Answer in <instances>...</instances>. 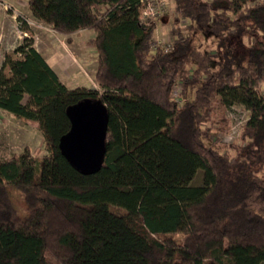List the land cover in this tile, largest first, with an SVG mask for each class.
Masks as SVG:
<instances>
[{
    "label": "trees",
    "instance_id": "obj_1",
    "mask_svg": "<svg viewBox=\"0 0 264 264\" xmlns=\"http://www.w3.org/2000/svg\"><path fill=\"white\" fill-rule=\"evenodd\" d=\"M26 7L58 35L94 33L100 92L62 85L21 23L0 65V110L36 122L45 155L0 160V264H264V0H173L177 19L214 39V56L176 27L169 52L151 51L139 0ZM94 100L107 113L105 154L83 175L58 143L66 109ZM215 105L248 113L232 157L202 140Z\"/></svg>",
    "mask_w": 264,
    "mask_h": 264
},
{
    "label": "rangeland",
    "instance_id": "obj_2",
    "mask_svg": "<svg viewBox=\"0 0 264 264\" xmlns=\"http://www.w3.org/2000/svg\"><path fill=\"white\" fill-rule=\"evenodd\" d=\"M151 12L153 16L150 17H153L152 22L154 23L152 45L158 43L162 49L168 46L172 40L171 31L176 27L179 28L183 37H189L198 50L214 56L216 52L214 39L201 33L192 32L189 29L190 24L186 20L177 19L173 13V0H161V5L152 0ZM21 23H25L30 29L32 47L39 55L41 54L53 62L52 57L58 54L55 67L63 72H73L74 66L70 64L71 61L74 65L84 67V73L79 74L85 80L82 82L83 86L100 92L93 81L96 53L92 47L86 44L89 39L94 37V33L82 30L70 36L57 35L30 17L26 0H0V65L4 55H9L25 37L19 31ZM248 44L249 40L246 38L239 43L235 40L232 41V47L236 54H241L242 48ZM62 53L66 55L68 60L65 58L61 60ZM66 82L68 84L67 89H72L71 80ZM176 104L180 105L181 99ZM247 118L248 113L239 106L222 109L215 105L209 121L202 126L205 134V138L202 139L203 143L206 146L212 143L220 153L232 157L234 154L232 147L240 143V128ZM24 148L28 149L29 153L36 158L45 155L42 138L37 130V123L14 118L0 110V160L19 154ZM200 174L199 172L196 175L193 181L194 185H199ZM172 238L177 245L181 244L183 240L181 235H175ZM47 262L56 264L53 260H47Z\"/></svg>",
    "mask_w": 264,
    "mask_h": 264
},
{
    "label": "water",
    "instance_id": "obj_3",
    "mask_svg": "<svg viewBox=\"0 0 264 264\" xmlns=\"http://www.w3.org/2000/svg\"><path fill=\"white\" fill-rule=\"evenodd\" d=\"M66 116L70 130L59 139L60 153L79 173L97 172L105 154L107 113L104 105L99 100L82 101L67 108Z\"/></svg>",
    "mask_w": 264,
    "mask_h": 264
},
{
    "label": "crops",
    "instance_id": "obj_4",
    "mask_svg": "<svg viewBox=\"0 0 264 264\" xmlns=\"http://www.w3.org/2000/svg\"><path fill=\"white\" fill-rule=\"evenodd\" d=\"M58 35V34H57ZM60 36H62V35H60ZM70 36V35H69ZM41 55V54H40ZM41 57L45 60V62H46V64L50 67V69L55 73V75L57 76V78H58V80H59V82L62 84V85H64L66 88H67V82L66 81H70L71 80V82H70V86H73V88L72 89H74V88H77V87H84L85 88V86H83V84H82V82H85V80H84V78H82V75L80 76L79 74L81 73V72H83L84 73V67H80V66H77V65H74L73 64V62L71 61H69L70 62V64L72 65V66H74L72 69H73V72L72 71H70V72H63V71H61L59 68H57V67H55L56 65H55V63H56V61H57V58L59 57L58 56V54L57 55H54L53 57H52V61L53 62H51V60L50 59H46V58H44V56L43 55H41ZM56 58V59H55ZM67 59V57H66V55H64L63 53H62V57H61V60H63V59ZM68 60V59H67ZM95 68V67H94ZM56 69V70H55ZM75 73H77V74H75ZM93 73H94V69H93ZM70 79V80H69ZM94 81V80H93ZM95 83V82H94ZM78 85H80V86H78Z\"/></svg>",
    "mask_w": 264,
    "mask_h": 264
},
{
    "label": "built area",
    "instance_id": "obj_5",
    "mask_svg": "<svg viewBox=\"0 0 264 264\" xmlns=\"http://www.w3.org/2000/svg\"><path fill=\"white\" fill-rule=\"evenodd\" d=\"M140 3H142L144 5V8L142 9V11L140 12L139 15V19L143 22V23H153L152 19L153 16L152 15V0H139ZM155 2L159 3L161 5V0H155ZM154 24V23H153ZM149 48L152 50L155 49H160L164 52H169L170 51V46H165L163 49L159 46L158 43L155 44H151V42L149 43ZM172 99L175 101V103L179 102V98L178 95L176 94V92H172Z\"/></svg>",
    "mask_w": 264,
    "mask_h": 264
}]
</instances>
